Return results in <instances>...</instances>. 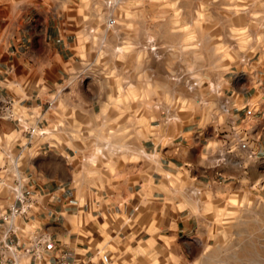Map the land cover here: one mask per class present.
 I'll return each mask as SVG.
<instances>
[{
    "label": "crops",
    "instance_id": "crops-1",
    "mask_svg": "<svg viewBox=\"0 0 264 264\" xmlns=\"http://www.w3.org/2000/svg\"><path fill=\"white\" fill-rule=\"evenodd\" d=\"M88 1L0 0V96L34 114L56 96L55 118L38 125L47 135L18 163L25 194L36 198L19 242L35 230L47 234L46 263L62 252L88 263L107 253L110 264H135L138 249L144 260L157 249L178 254L200 241L203 202L190 193L201 196L228 167L264 157V54L219 81L213 106L227 100L223 120L201 110L173 122H143L134 95L107 92L101 78L91 90L86 77L71 76L92 66L78 51ZM99 68L105 71L106 62ZM81 132L92 134L89 144Z\"/></svg>",
    "mask_w": 264,
    "mask_h": 264
},
{
    "label": "rangeland",
    "instance_id": "rangeland-1",
    "mask_svg": "<svg viewBox=\"0 0 264 264\" xmlns=\"http://www.w3.org/2000/svg\"><path fill=\"white\" fill-rule=\"evenodd\" d=\"M88 8L78 51L92 66L82 76L91 90L101 78L107 92L134 95L143 122H173L201 110L223 120L221 106H213L219 81L245 71L243 59L264 54V0H89ZM105 18L115 20L107 33ZM100 60L105 71L99 72ZM185 81L196 87L188 91ZM259 88L264 95V81ZM43 118L50 125L55 117L50 111ZM10 131L11 123L0 122V147ZM197 196L200 241L178 254L156 246L145 260L138 249L135 264H264V157L228 167L216 188Z\"/></svg>",
    "mask_w": 264,
    "mask_h": 264
},
{
    "label": "built area",
    "instance_id": "built-area-1",
    "mask_svg": "<svg viewBox=\"0 0 264 264\" xmlns=\"http://www.w3.org/2000/svg\"><path fill=\"white\" fill-rule=\"evenodd\" d=\"M115 26V20L111 18L104 19V32ZM264 51V50H262ZM244 66L248 59L241 61ZM84 77L80 73L74 74L73 80ZM184 86L188 91L196 87L195 82L185 81ZM56 96L47 100L43 109L34 114L31 110H25L20 113L18 104L5 96H0V122L13 124V136L4 135L9 138H2L0 147V173L6 179L0 180V200L4 206H0V264H110L111 260L107 253L100 254L98 260L88 263V260L68 259L65 252H62L50 263L45 262V250L51 244L47 234L32 231L27 241L22 245L19 241L22 239L21 224L27 222L28 215L33 211L36 205L34 196L26 195L23 190L24 176L19 170V161L23 158L26 149L38 139L47 135V132L39 128L45 112L54 108ZM227 100H223L220 109L225 113L227 111ZM27 115V116H26ZM29 116V117H28ZM29 118V119H28ZM171 121L167 119L163 123ZM17 137H23L24 142L20 143ZM243 147V146H241ZM197 196L198 192H191ZM13 236L15 240L9 242L8 239Z\"/></svg>",
    "mask_w": 264,
    "mask_h": 264
}]
</instances>
